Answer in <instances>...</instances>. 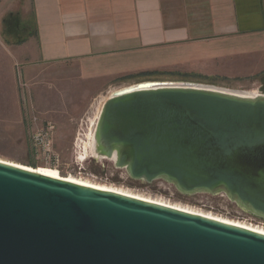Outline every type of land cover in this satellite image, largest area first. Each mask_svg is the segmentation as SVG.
<instances>
[{
	"label": "water",
	"instance_id": "water-1",
	"mask_svg": "<svg viewBox=\"0 0 264 264\" xmlns=\"http://www.w3.org/2000/svg\"><path fill=\"white\" fill-rule=\"evenodd\" d=\"M94 139L132 179L264 220V93L141 81L104 100ZM0 264H264V234L0 160Z\"/></svg>",
	"mask_w": 264,
	"mask_h": 264
},
{
	"label": "crops",
	"instance_id": "crops-1",
	"mask_svg": "<svg viewBox=\"0 0 264 264\" xmlns=\"http://www.w3.org/2000/svg\"><path fill=\"white\" fill-rule=\"evenodd\" d=\"M243 55L264 56V0H0L8 72L73 60L108 79Z\"/></svg>",
	"mask_w": 264,
	"mask_h": 264
},
{
	"label": "rangeland",
	"instance_id": "rangeland-1",
	"mask_svg": "<svg viewBox=\"0 0 264 264\" xmlns=\"http://www.w3.org/2000/svg\"><path fill=\"white\" fill-rule=\"evenodd\" d=\"M151 75V76H150ZM145 80L192 82L229 90L264 93V56L188 60L144 76L101 79L83 75L79 61L34 63L0 70V159L55 169L63 177L120 189L264 228L260 220L223 194L184 195L160 181L129 177L109 158L85 147L98 101L110 91Z\"/></svg>",
	"mask_w": 264,
	"mask_h": 264
},
{
	"label": "bare ground",
	"instance_id": "bare-ground-1",
	"mask_svg": "<svg viewBox=\"0 0 264 264\" xmlns=\"http://www.w3.org/2000/svg\"><path fill=\"white\" fill-rule=\"evenodd\" d=\"M218 88H220V87H218ZM221 89H224V90H227V91L236 92V93H239V94H242V95H254V94H257L256 92H251V91L229 90V89H225V88H221ZM113 91L114 90L110 91L109 94L107 95V97L110 96ZM107 97L105 99H101L100 101H98L99 103L97 105V111L95 112L94 117L91 119V121L89 123L90 127L88 128L89 132H88L87 137H86L87 141L85 143H83V144H85L86 148H89V152L88 153H90V154H92L94 156H98L97 152H96V148H95V139H94L95 124H96L97 118L99 116L102 103L104 102V100L107 99ZM98 158H100V157H98ZM113 159H114V157H113ZM0 160H3V159H0ZM3 161L9 162V163L14 164L16 166H19V167H22V168H27L29 170H33V171L38 172L40 174L48 175V176H51V177L63 178L65 180L76 182V183H79V184H82V185H85V186H90V187L99 188V189H103V190L114 191V192L121 193V194H124V195L133 196V197L139 198L141 200H147V201H152V202H156V203H159V204H163V205H166V206H171V207L183 210V211H187V212H191V213H197V214H202V215L214 218V219H218V220L230 223V224L241 226L243 228H247L249 230H253V231L259 232L261 234H264V228L259 227V226H255V225H251V224H247V223H242V222H239V221H232L230 219L223 218L221 216L219 217V216H215V215L210 214V213L201 212V211H198V210H193V209L187 208L185 206L173 205V204H169V203H166V202L149 199V198H146V197H143V196H139V195H135V194H132L130 192H126V191H123V190H120V189H115V188H110V187L103 186V185L93 184V183L86 182V181H83V180H79V179H76V178H73V177H69V176L68 177H63L55 169L46 168V167H29V166H26V165H22V164L11 162V161H7V160H3Z\"/></svg>",
	"mask_w": 264,
	"mask_h": 264
},
{
	"label": "built area",
	"instance_id": "built-area-1",
	"mask_svg": "<svg viewBox=\"0 0 264 264\" xmlns=\"http://www.w3.org/2000/svg\"><path fill=\"white\" fill-rule=\"evenodd\" d=\"M155 181H160V182H162V183H164V184H168V185L172 186L171 184L165 182L164 180H155ZM153 182H154V181H153Z\"/></svg>",
	"mask_w": 264,
	"mask_h": 264
}]
</instances>
